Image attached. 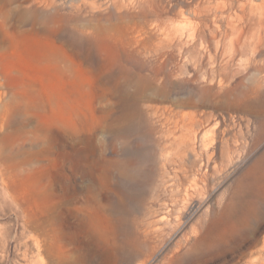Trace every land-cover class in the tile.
I'll list each match as a JSON object with an SVG mask.
<instances>
[{
  "label": "rangeland",
  "instance_id": "1",
  "mask_svg": "<svg viewBox=\"0 0 264 264\" xmlns=\"http://www.w3.org/2000/svg\"><path fill=\"white\" fill-rule=\"evenodd\" d=\"M244 1L0 0V264H264V0ZM187 113L198 152L223 130L236 152L218 139L223 168L167 214L166 116Z\"/></svg>",
  "mask_w": 264,
  "mask_h": 264
},
{
  "label": "bare ground",
  "instance_id": "2",
  "mask_svg": "<svg viewBox=\"0 0 264 264\" xmlns=\"http://www.w3.org/2000/svg\"><path fill=\"white\" fill-rule=\"evenodd\" d=\"M262 7H263V5H262ZM252 9L254 12V8H252ZM242 11H244V9ZM244 13H245V11H244ZM244 15H242V16H244ZM246 16H247V13H246ZM242 20H243V18H242ZM238 24H239V22H238ZM246 26H247V24L245 25V28H246ZM242 27L243 26H241L240 30L243 31L244 29H242ZM242 31H240V32H242ZM240 32H239V36H240ZM261 34H263V32L260 33V35ZM227 36H228V34H227ZM239 36L237 38L236 37L235 38L238 39V38H240ZM261 37L263 38V36H261ZM236 39H233V40H236ZM233 40H232V42H233ZM263 40H264V38H263ZM238 41H240V40H238ZM255 42L259 43V40H255ZM257 43H256V45H258ZM223 44H225V43H223ZM233 46H234V43L232 44V48H234ZM236 47H238V46H236ZM256 47H258V46H256ZM222 48H223V46H222ZM228 49H229V47H228ZM210 50H211L210 51V61L216 62L219 54H221L222 52L219 53L218 49L215 50L213 48H211ZM232 53H233V51H232ZM238 55L240 56L241 54H239L238 49H236L234 55H232L231 57H229L227 59L223 58L225 60L223 63V66H221L220 69H216V71L219 72V74H221V76L219 77L220 80H223L224 78L227 77L226 72L232 66L234 59ZM253 56H254V54H253ZM203 58H205V57H203ZM166 121L168 124L172 125V127L169 129V132H168V134L170 135L172 140H171V145H170L171 156L163 165V174L165 176L163 188L165 191H167L168 196L163 198L162 205H164L165 209H167L166 210L167 214H172L175 211V209L178 207V204H180L182 202L186 206V203H189L190 200L195 199L196 195L199 192H202L204 190L203 184H204L206 177L209 175L211 169L218 170V169L223 168L225 161H226V158L222 157V159L220 160V158H218V156H217L216 142L218 139L227 144V147L229 149V152L227 155L228 159L232 160L233 154L236 151L232 150L230 147V144H231L230 143V140H231L230 133L227 132L226 130H223L217 136L215 134L213 136L207 135V134L202 136L201 137L202 151L198 152V137H199V134L201 131V127H200L201 119L199 120L197 118V116L193 113H187V114H184L182 116H176V117L167 115ZM236 150H239L238 146H237ZM189 151L195 152L197 154L200 153V156H201V163H200L201 168L200 169H201V171H198V170L195 171L194 170L192 162L189 160V155H190ZM119 172H120L121 177L126 178V179L133 178L134 174H135V172L133 170H131L129 168L128 169L125 168L124 165H122ZM162 219H170V218L168 217V215L164 214L162 216ZM149 233H150V231H149ZM149 233H147L148 236H149ZM150 237H152V236H150Z\"/></svg>",
  "mask_w": 264,
  "mask_h": 264
}]
</instances>
